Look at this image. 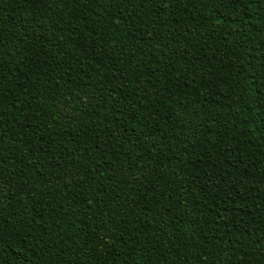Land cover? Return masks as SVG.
Segmentation results:
<instances>
[{
  "label": "trees",
  "instance_id": "obj_1",
  "mask_svg": "<svg viewBox=\"0 0 264 264\" xmlns=\"http://www.w3.org/2000/svg\"><path fill=\"white\" fill-rule=\"evenodd\" d=\"M0 264H264V0H0Z\"/></svg>",
  "mask_w": 264,
  "mask_h": 264
}]
</instances>
